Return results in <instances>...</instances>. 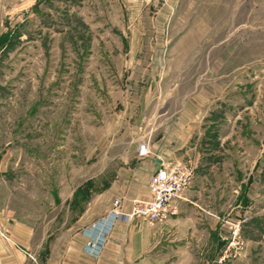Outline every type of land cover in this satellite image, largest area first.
I'll return each instance as SVG.
<instances>
[{"label": "rangeland", "instance_id": "374dc122", "mask_svg": "<svg viewBox=\"0 0 264 264\" xmlns=\"http://www.w3.org/2000/svg\"><path fill=\"white\" fill-rule=\"evenodd\" d=\"M2 35L0 248L23 264H264V0H0ZM174 111L196 127H157ZM157 155L193 177L174 214L129 217Z\"/></svg>", "mask_w": 264, "mask_h": 264}, {"label": "built area", "instance_id": "2783aa9c", "mask_svg": "<svg viewBox=\"0 0 264 264\" xmlns=\"http://www.w3.org/2000/svg\"><path fill=\"white\" fill-rule=\"evenodd\" d=\"M147 153V145L141 144L139 154ZM194 174L190 161L160 164L148 177V197L135 199L131 206L129 217H139L148 221H161L168 215L174 214L177 201L189 185ZM119 199H115L114 209L102 217L97 224H92L87 231L88 241L84 246L86 253L97 256L100 254L106 239L114 227L121 212L118 211Z\"/></svg>", "mask_w": 264, "mask_h": 264}, {"label": "crops", "instance_id": "0c3cea01", "mask_svg": "<svg viewBox=\"0 0 264 264\" xmlns=\"http://www.w3.org/2000/svg\"><path fill=\"white\" fill-rule=\"evenodd\" d=\"M181 111L184 112L185 110H181ZM177 115L175 114V111L172 113H169L167 116L165 115V117L160 121L157 127L159 125L162 127H196L197 125L196 118H186L184 115H178V116ZM153 122L154 123H152V126L155 127V121ZM146 159L149 160L148 164H150V168L152 169L151 173L160 164L173 163L170 159V155L167 157L157 155L153 157L152 159H150L149 157H147ZM48 251H49V248H48V244L46 243V247L38 253L41 261H43L44 256L48 254ZM27 258H31V260L36 261L35 256H32L30 253H28L27 251L23 249L21 251L19 250L13 253H8L4 251L2 248H0V264H23L24 260H26ZM33 261L31 262L32 264H34Z\"/></svg>", "mask_w": 264, "mask_h": 264}, {"label": "trees", "instance_id": "16d2710c", "mask_svg": "<svg viewBox=\"0 0 264 264\" xmlns=\"http://www.w3.org/2000/svg\"><path fill=\"white\" fill-rule=\"evenodd\" d=\"M4 38H5L4 35L0 36V44L4 43V42H3Z\"/></svg>", "mask_w": 264, "mask_h": 264}]
</instances>
